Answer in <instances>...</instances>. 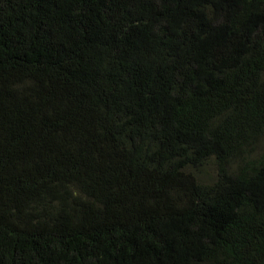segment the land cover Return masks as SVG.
Wrapping results in <instances>:
<instances>
[{
  "label": "trees",
  "instance_id": "trees-1",
  "mask_svg": "<svg viewBox=\"0 0 264 264\" xmlns=\"http://www.w3.org/2000/svg\"><path fill=\"white\" fill-rule=\"evenodd\" d=\"M0 264H264V0H0Z\"/></svg>",
  "mask_w": 264,
  "mask_h": 264
},
{
  "label": "rangeland",
  "instance_id": "rangeland-1",
  "mask_svg": "<svg viewBox=\"0 0 264 264\" xmlns=\"http://www.w3.org/2000/svg\"><path fill=\"white\" fill-rule=\"evenodd\" d=\"M262 148V147H261Z\"/></svg>",
  "mask_w": 264,
  "mask_h": 264
}]
</instances>
